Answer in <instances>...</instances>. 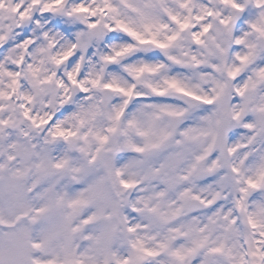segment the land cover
Here are the masks:
<instances>
[{"label":"snow or ice","instance_id":"1","mask_svg":"<svg viewBox=\"0 0 264 264\" xmlns=\"http://www.w3.org/2000/svg\"><path fill=\"white\" fill-rule=\"evenodd\" d=\"M0 264H264V0H0Z\"/></svg>","mask_w":264,"mask_h":264}]
</instances>
